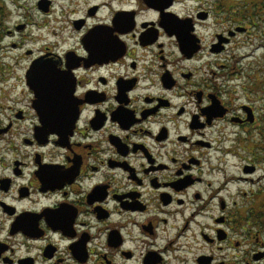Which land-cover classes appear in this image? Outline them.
<instances>
[{
  "label": "flooded vegetation",
  "instance_id": "flooded-vegetation-1",
  "mask_svg": "<svg viewBox=\"0 0 264 264\" xmlns=\"http://www.w3.org/2000/svg\"><path fill=\"white\" fill-rule=\"evenodd\" d=\"M24 1L0 0V264H264L250 27L223 0Z\"/></svg>",
  "mask_w": 264,
  "mask_h": 264
},
{
  "label": "rangeland",
  "instance_id": "rangeland-1",
  "mask_svg": "<svg viewBox=\"0 0 264 264\" xmlns=\"http://www.w3.org/2000/svg\"><path fill=\"white\" fill-rule=\"evenodd\" d=\"M228 1H230L231 4L235 3L234 0H223V2L225 3L224 9L227 8L226 5H228ZM34 2L35 0H25L24 1L25 8L29 9L30 6L28 4H33ZM31 10H30V14L32 15L33 11ZM229 12H232V10H228V13ZM225 16H227V13H223V17ZM256 32L257 30L250 27L251 35H250L249 40H246L247 43L242 45V47L237 52L238 55L240 56V60L237 66L243 70L245 76H248V74H250L251 72L255 70L259 71L260 66H261L260 59L264 57V48L262 45V41H261V38L256 34ZM242 38L244 37H241L240 39ZM243 76L244 75H241L240 78L238 79H232V80H229V82H226V85L228 86L227 89L229 90V92L232 93V91H234L235 95L240 98H245V96L242 95V91H241V86H243V82L245 81V78H244L245 76L244 77ZM257 77L259 78L258 74H257ZM253 89H254L253 97L264 98V87L262 89H257V88L256 89L253 88ZM260 140H258V142ZM261 153H264V152H261ZM260 164H262V166L260 165V167L264 168V161H262ZM261 176H262L261 171H258L257 175L254 176L253 178L254 179L262 178ZM260 182L261 184L264 185V179H262V181Z\"/></svg>",
  "mask_w": 264,
  "mask_h": 264
},
{
  "label": "trees",
  "instance_id": "trees-1",
  "mask_svg": "<svg viewBox=\"0 0 264 264\" xmlns=\"http://www.w3.org/2000/svg\"><path fill=\"white\" fill-rule=\"evenodd\" d=\"M234 4L228 1L225 10H232L238 23H245L247 26L257 30L256 34L261 38L264 48V0H234ZM225 3L223 2V9ZM260 69L248 74L250 80L248 85L253 88L264 87V57L260 59ZM257 74L259 78L257 77Z\"/></svg>",
  "mask_w": 264,
  "mask_h": 264
},
{
  "label": "water",
  "instance_id": "water-1",
  "mask_svg": "<svg viewBox=\"0 0 264 264\" xmlns=\"http://www.w3.org/2000/svg\"><path fill=\"white\" fill-rule=\"evenodd\" d=\"M242 31H245V28L238 27L235 29V32H242Z\"/></svg>",
  "mask_w": 264,
  "mask_h": 264
}]
</instances>
